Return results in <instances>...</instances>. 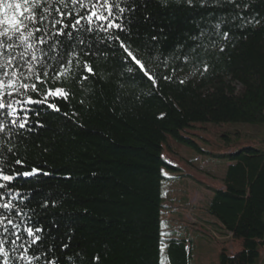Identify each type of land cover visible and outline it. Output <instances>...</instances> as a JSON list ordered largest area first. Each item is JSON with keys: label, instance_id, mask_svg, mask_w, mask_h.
<instances>
[{"label": "trees", "instance_id": "1", "mask_svg": "<svg viewBox=\"0 0 264 264\" xmlns=\"http://www.w3.org/2000/svg\"><path fill=\"white\" fill-rule=\"evenodd\" d=\"M231 11L229 6L190 7L185 0H170L167 7L158 0H137L131 36L121 38L140 49L138 58L157 76V86L139 71L129 73L119 50L114 56L109 51L107 57H82L94 74L81 71L58 84L72 93L67 101H55L60 112L38 108L44 127L17 138V152L25 161L17 169L37 167L52 174L23 178L14 186L32 191L25 210L35 209L36 219L49 230L45 247L55 246L60 264H68L69 255L75 264H161L165 243L171 264H191L192 238L161 235L163 168H170L164 144L171 136L199 148L183 134L199 123L264 129V0H250L245 13L260 23L233 29L223 52L217 47L204 57L209 64L204 75H193L192 64L176 60L164 68L148 56L191 46L189 37L199 32L197 21L205 27L210 13L215 20ZM171 67L177 71L171 73ZM169 74L171 81L161 78ZM80 75L89 78L79 82ZM220 157L228 164L223 184L212 187L208 210L240 244L235 250L222 247L219 264H259L264 253V147L240 144ZM43 199L47 208L41 207ZM64 243L69 247L61 252Z\"/></svg>", "mask_w": 264, "mask_h": 264}, {"label": "snow or ice", "instance_id": "2", "mask_svg": "<svg viewBox=\"0 0 264 264\" xmlns=\"http://www.w3.org/2000/svg\"><path fill=\"white\" fill-rule=\"evenodd\" d=\"M158 2L167 7L170 0ZM185 2L190 7L229 6L233 11L222 13L215 20L210 13L204 20L205 27L197 21L199 32L189 37L191 46L177 45L175 52L167 56L158 50L148 56L164 68H169L170 61L178 60L181 65L192 64L193 75H204L209 70L204 57L217 47L223 52L224 45L233 39V29L260 23L255 16L245 15L250 0ZM136 11L137 0H0V264H60L55 246L45 247L49 230L36 219L35 209L25 210L32 191L14 186L23 178L52 175L37 167L18 170L17 166L25 167V161L19 156L15 141L34 127H44L38 108L60 112L55 101H67L72 93L57 85L73 80L81 71L94 74L88 60L82 61V57H107L109 51L114 56L119 50L121 60L130 65L129 73L139 71L153 87L157 86V76L150 74L143 57L138 58L140 49H133L121 38H130ZM144 19L149 20L150 16L145 15ZM150 39L155 42L158 38ZM175 71L177 67L170 68L171 73ZM88 78L80 75L79 82ZM161 78L171 81L173 76ZM48 203L43 199L41 207L47 208ZM52 204L55 206V201ZM9 243L10 249L5 247ZM68 247L69 244H62L61 252ZM65 260L75 264L72 255Z\"/></svg>", "mask_w": 264, "mask_h": 264}, {"label": "rangeland", "instance_id": "3", "mask_svg": "<svg viewBox=\"0 0 264 264\" xmlns=\"http://www.w3.org/2000/svg\"><path fill=\"white\" fill-rule=\"evenodd\" d=\"M183 134L192 138L199 148L171 136L164 144L163 157L170 168H163L162 233L165 235L162 237L183 235L192 238L191 264H219L222 247L235 250L240 244L208 210L212 187L223 184L221 177L228 164L220 156L240 144L255 143L264 147V129L242 123H199ZM162 246L161 264H171L167 243ZM259 264H264V253Z\"/></svg>", "mask_w": 264, "mask_h": 264}]
</instances>
